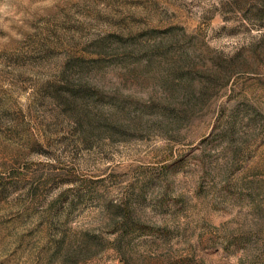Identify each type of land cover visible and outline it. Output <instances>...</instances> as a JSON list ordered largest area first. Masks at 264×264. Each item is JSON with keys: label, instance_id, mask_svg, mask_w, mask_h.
Segmentation results:
<instances>
[{"label": "rangeland", "instance_id": "rangeland-1", "mask_svg": "<svg viewBox=\"0 0 264 264\" xmlns=\"http://www.w3.org/2000/svg\"><path fill=\"white\" fill-rule=\"evenodd\" d=\"M0 264H264V0H0Z\"/></svg>", "mask_w": 264, "mask_h": 264}]
</instances>
